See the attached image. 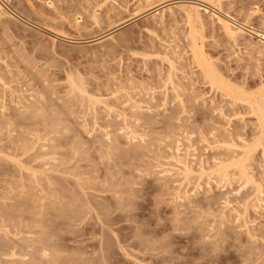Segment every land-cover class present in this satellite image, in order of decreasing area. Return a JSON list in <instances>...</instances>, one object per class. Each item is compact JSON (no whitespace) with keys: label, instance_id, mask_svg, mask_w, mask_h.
Returning <instances> with one entry per match:
<instances>
[{"label":"rangeland","instance_id":"1","mask_svg":"<svg viewBox=\"0 0 264 264\" xmlns=\"http://www.w3.org/2000/svg\"><path fill=\"white\" fill-rule=\"evenodd\" d=\"M4 2L40 30L0 19V264H264V149L241 150L261 128L234 101L264 86V41L234 43L204 17L199 46L232 86L221 92L193 61L179 12L161 22L134 19L147 0ZM223 10L264 32V0H226ZM109 33L101 44L69 43ZM74 80L110 107L72 94ZM178 145L195 148L196 171L248 160L255 185L234 168L227 184L170 174ZM140 225L167 233L171 250L144 246ZM199 235L218 257L194 245Z\"/></svg>","mask_w":264,"mask_h":264},{"label":"bare ground","instance_id":"2","mask_svg":"<svg viewBox=\"0 0 264 264\" xmlns=\"http://www.w3.org/2000/svg\"><path fill=\"white\" fill-rule=\"evenodd\" d=\"M192 1H194V2H191V3H182V2H180L179 3V2H173V1H170V0L169 1L168 0L167 1L166 0H147L146 4H148L149 9L146 10L145 12H142V14L137 15L136 17H134V19H138V18L140 19L139 16H142L143 14H144V16H146L145 14H147L150 17H152L153 19H157L158 18V19H160V21L161 20L163 21L167 17V14L174 15V16L176 15L175 14L176 12H179L180 14H182L183 17L185 18L186 24L189 27V31H190L189 32V38L191 39L190 40L191 41L190 42L191 46H189V47H190V49L192 48V52H193L192 53V55H193L192 57L194 59L193 61H195V63L198 64L197 66L199 68H201V71L204 74V78L206 77L208 79V81L211 82L212 89L216 88L215 90H218V91L219 90L221 91L222 89H230V84H228L226 82V80L222 78V74H219L220 72L215 67L214 63L213 62H209L210 59L207 58L208 56L206 57V55H204V52L202 51V49H203L202 46L201 47L199 46V43H201V45H202V41L204 42L203 33H204L205 27H206L205 26L206 23L204 21V17L208 18V20H210V22H212L213 24L216 23L219 26V28L223 31V33L226 35V37L229 38L230 41H234V43H238L236 41L239 38L246 37V36H248V37H250L252 39L253 38H258V39L261 40V42H263L264 41V32H261L262 30L258 31L255 28H253L252 25L248 23L249 21L239 22L234 17H232L230 14L225 12L223 10V3L226 0H192ZM6 17H8V18L10 17L11 19L15 20L16 22L17 21H22V22L26 23L28 26L33 27V28L35 27L36 29L40 30L39 27L34 26L32 23H30L27 20L25 21L24 19L21 18V16L17 15L16 13H14L7 6L6 2H4V0H0V19L1 18H6ZM246 17L250 18V15H247ZM99 18L100 17H99V14H98L95 17V24L96 25H99L100 22H101ZM44 28H46V27H44ZM262 29H264V28H262ZM53 30H49V32L50 31L53 32ZM113 33H109V34L103 35L102 37H99L96 40L85 41V42L84 41H82V42L74 41V40L70 39L69 43H71L73 45H77V46H79V45H88V44L89 45L90 44H101V43H103L105 41L112 40L114 38ZM56 34L58 35V33H56ZM59 34H61V33H59ZM58 36H62V35H58ZM66 37L63 36V38H66ZM67 39H68V37H67ZM168 62H171L169 64H170L171 67H173L174 63H172V61H168ZM210 63H212V64H210ZM175 67H176V65H175ZM76 80H77V78H76ZM170 80H171V78H170ZM169 82L171 83V81H169ZM76 83H78V84H76ZM82 83H83V80L81 81V83H80V80L76 81V82H75V80L73 81L72 86L70 85L72 87V90H73V91H71L72 94H73V92H74V95H75V92H76L77 95L79 93L82 96L81 97L79 95L80 99L83 98V97H86L87 100H88L87 102H89V105L92 104V106H93V104H94V108L96 107L97 104L98 105L99 104L100 105L103 104L104 107L108 106L107 103L105 104V101H107V100L102 101L103 99L102 98H97V95H96V97L94 95L93 96L89 95L86 92V90H87L85 88L86 85L84 86V85H82ZM171 84H173V83H171ZM231 89H232V86H231ZM221 92H224V91L222 90ZM237 92L239 94V98H235L234 101H238L239 100L240 103L242 101L243 103H245L248 106H250V108L253 109V110H251V111H253V114H254L253 117H256V120L258 121V123L260 125V128H261V131H260L261 136L258 134V137H260V138L255 139L256 140V142L254 141L255 143L254 142L248 143V142L243 141L242 142V144L244 143L243 146L242 147L240 146L241 150L243 151L242 153H244L243 155L244 156L246 155L247 157H250V156H252L251 154H253V151L257 147H260V148L262 147V149H264V86L261 87L259 92H257L258 95L254 94L255 97H254V95L253 96L246 95V92L244 90H242V89L241 90H237ZM237 92H235V93H237ZM100 99H102V100H100ZM232 99H234V97ZM82 100H84V99H82ZM90 102H92V103H90ZM109 107L110 106H108V108ZM113 108H112V110L114 111ZM134 110L136 112H140V111H142V107L136 106V107H134ZM127 129H129V128H127ZM129 131H131V130L129 129ZM128 134H129V132H128ZM130 134L132 135V132ZM134 134L135 133H133L131 138L133 137L134 139H136V138L139 137V136H136ZM179 143H180V141H179ZM232 144H233V142H232ZM233 146L235 147L236 145L234 144ZM192 148L188 149L184 153L183 150L181 149V146L178 145V147L176 149V154L170 160V161H172L174 163L173 166H172L173 169L171 167V169H172L171 170L170 167H168L171 170L170 174L171 173L174 174L173 172L177 171V173L179 172L178 174H181L182 177H184V179H185L184 181L191 182V180H192L193 183H194V180L197 183H200V181H203L202 179H204L205 177H208V179L211 180L213 176H216L215 178H218L219 181H222V183L226 182V184H227L233 178L231 176V174H230V170L234 168L235 171L237 172V175L234 174V175H236L238 177V178L236 177L237 179H239L242 182H244L246 184V186H248L250 184H252L253 186L255 185L256 182H255L254 178L252 177L253 175H250V173H249L250 172L249 170L251 169V167L249 169V165L246 162L248 160H245V159L243 160V159H241L242 158L241 157V158H238L239 160H237V159L231 160L232 162L230 164L222 162V161L218 162L219 161L218 160L217 161L218 164H216L215 167L213 166V168L211 166H209V165H208L209 168H207L206 164L204 162L200 161L201 163H199L200 165H198L199 169H197V171H196L193 166L195 164V161L198 158L194 154V153H196L195 148H193V149ZM235 149H237V148L235 147ZM182 152L184 153V155L182 154ZM244 156H243V158H244ZM246 159H249V158H246ZM168 161L169 160H167L166 162H168ZM189 186H190V184H189ZM198 186H199V184H198ZM256 186L255 187L257 188V190L258 191L260 190V192H261L262 186L260 187L261 189H259L258 182H257ZM261 193L263 194L264 192H261ZM189 195H190V193H189ZM259 195H260V193H259Z\"/></svg>","mask_w":264,"mask_h":264},{"label":"clouds","instance_id":"3","mask_svg":"<svg viewBox=\"0 0 264 264\" xmlns=\"http://www.w3.org/2000/svg\"><path fill=\"white\" fill-rule=\"evenodd\" d=\"M135 211V207L130 206L129 208V213L134 212ZM201 209H199L198 206H193L192 208V213L193 216L195 215H199L200 214ZM145 225H140V230H141V243L146 246V247H160L163 245H167L168 248L166 250L170 251L171 250V246H170V238H166L168 237V234H164L163 236L157 238L153 235H146L144 232L145 229ZM191 234V233H188ZM194 245L198 248L201 249H205V248H210L211 252H212V256L213 257H218V255L220 254V250L219 248L216 247L215 242L205 239L203 235H199V238L197 240L194 241Z\"/></svg>","mask_w":264,"mask_h":264}]
</instances>
